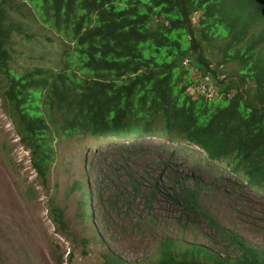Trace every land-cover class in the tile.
Here are the masks:
<instances>
[{"label": "trees", "instance_id": "trees-1", "mask_svg": "<svg viewBox=\"0 0 264 264\" xmlns=\"http://www.w3.org/2000/svg\"><path fill=\"white\" fill-rule=\"evenodd\" d=\"M25 2L67 42L56 69L9 67L12 35L23 33L11 13ZM197 79L211 97L196 92ZM0 97L42 184L60 139L161 136L156 148L167 155L158 165L175 167L194 145L204 162L224 164L231 185L264 192V0H0ZM188 179L157 178L140 189L146 208L176 212V226L190 236L164 231L146 264H264V246L219 223L202 203L198 179ZM128 180L134 190L143 183ZM81 184L85 200L75 216L85 223L92 197L88 182L72 187ZM52 214L66 230L63 210ZM148 216L158 223L156 213ZM201 224L232 252L191 241L196 234L187 230ZM102 256L105 264H125L113 251Z\"/></svg>", "mask_w": 264, "mask_h": 264}, {"label": "rangeland", "instance_id": "rangeland-1", "mask_svg": "<svg viewBox=\"0 0 264 264\" xmlns=\"http://www.w3.org/2000/svg\"><path fill=\"white\" fill-rule=\"evenodd\" d=\"M11 16L23 33L12 35L9 67L15 72L35 66L56 69L64 58L66 40L45 24L28 2L21 3ZM24 33L33 35L28 38ZM201 80L197 83L205 82ZM19 138L0 97V264H105V250L117 253L125 264H146L164 231L186 240L190 236L176 226V212L156 204L146 208L140 189L151 186L150 180L183 175H190L189 184L198 179L202 203L219 223L249 243L264 246V192L231 185L234 177L223 170L224 164L204 162L203 152L194 145L196 151L179 153L180 158L173 161L175 167L169 162L163 167L158 160L166 157L167 151L156 148L165 141L161 136L133 141L128 137L60 139L57 160L42 184L31 165L30 152ZM123 140L125 147L120 150ZM165 143L174 147L185 142ZM130 175L143 182L137 190L130 187ZM75 181L88 182L91 189L92 198L85 202V209L92 214L85 223L75 214L80 201L85 200L86 188L76 186L77 182L72 187ZM116 191L121 195L114 204ZM54 207L63 210L66 230L53 220ZM151 212L157 214L158 223L150 220ZM187 231L196 234L191 241L232 252L223 240L208 239L211 230L205 224Z\"/></svg>", "mask_w": 264, "mask_h": 264}, {"label": "built area", "instance_id": "built-area-1", "mask_svg": "<svg viewBox=\"0 0 264 264\" xmlns=\"http://www.w3.org/2000/svg\"><path fill=\"white\" fill-rule=\"evenodd\" d=\"M197 90L200 92V93H204L207 97H211L213 95V90L208 88L205 84H200L198 87H197Z\"/></svg>", "mask_w": 264, "mask_h": 264}, {"label": "clouds", "instance_id": "clouds-1", "mask_svg": "<svg viewBox=\"0 0 264 264\" xmlns=\"http://www.w3.org/2000/svg\"><path fill=\"white\" fill-rule=\"evenodd\" d=\"M201 84V83H200ZM200 84H198L194 89H196V92H198V93H200L198 90H197V87L200 85ZM211 89V88H210ZM204 94V93H203ZM110 138V137H109ZM251 188H254V187H251ZM259 190V189H258ZM261 191V190H260ZM262 193H263V191H262ZM264 194V193H263Z\"/></svg>", "mask_w": 264, "mask_h": 264}]
</instances>
